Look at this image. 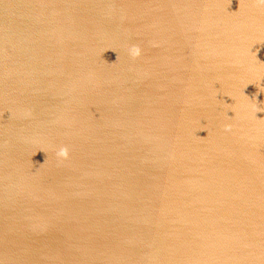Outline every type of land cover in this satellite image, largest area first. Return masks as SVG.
<instances>
[{
	"label": "water",
	"instance_id": "obj_1",
	"mask_svg": "<svg viewBox=\"0 0 264 264\" xmlns=\"http://www.w3.org/2000/svg\"><path fill=\"white\" fill-rule=\"evenodd\" d=\"M0 264H264V0H0Z\"/></svg>",
	"mask_w": 264,
	"mask_h": 264
}]
</instances>
